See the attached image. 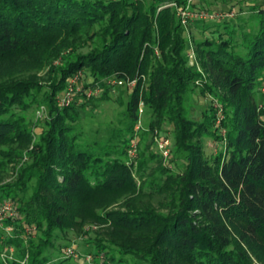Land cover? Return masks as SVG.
I'll return each mask as SVG.
<instances>
[{
  "label": "trees",
  "instance_id": "obj_1",
  "mask_svg": "<svg viewBox=\"0 0 264 264\" xmlns=\"http://www.w3.org/2000/svg\"><path fill=\"white\" fill-rule=\"evenodd\" d=\"M176 2L0 0V65L59 39L40 63L54 78L49 87L35 81L33 70L0 69V204L10 203L15 212L6 222L13 238L3 239L0 231V264H21L25 256L26 264H46L57 233L80 231L95 240L94 249L132 255L140 264H264V106L256 101L264 89V11L253 29L234 39L242 25L200 22L186 32L174 12L162 8ZM220 27L227 39L223 33L196 38ZM187 52L196 56V66L188 64ZM80 72L81 91L110 74L144 76L146 90L140 96L137 86L129 96L128 117L137 120L143 101L150 130L164 122L173 126L168 167L151 155L156 167L147 174L141 160L138 177L147 185L122 200L118 211L93 213L79 203L82 191L132 184L129 165L120 159L125 146L79 145L73 133L78 109L55 105ZM198 80L200 92L225 108L223 150L209 157L201 138L214 140L215 99L201 122L190 120L185 108ZM39 105L48 117L35 140L25 114ZM27 228L40 233L37 239L23 235ZM5 246L15 249L11 261L1 258Z\"/></svg>",
  "mask_w": 264,
  "mask_h": 264
},
{
  "label": "rangeland",
  "instance_id": "obj_2",
  "mask_svg": "<svg viewBox=\"0 0 264 264\" xmlns=\"http://www.w3.org/2000/svg\"><path fill=\"white\" fill-rule=\"evenodd\" d=\"M162 8H170L186 32L189 25H198L201 24L200 22L207 24V26L213 23L221 26L242 25L241 29L235 30L233 38L236 39L242 33L249 32V28H254L260 19L258 18V14L261 13H258L259 9L262 12L264 11V0H178L175 5L164 3ZM160 9L158 8V11ZM230 9H233L232 13H230ZM220 33H223L222 37L224 39H227L229 36L225 29L220 27L210 28V30L205 31L201 35L196 34V38L199 36L201 39H218ZM194 34L195 32H193ZM58 42L59 39L53 40L50 44L42 47L40 51L23 53L14 58L5 59L1 62L0 69L3 72H13L21 69L27 72L28 70H33L37 76L35 81H38L40 86L49 87L53 82L51 79L54 78H52V75H47L49 71H47V68L44 69V66L40 65V63H44L43 56L45 50L57 45ZM188 45L190 47V44ZM86 50L83 49V52H86ZM156 52L158 53V51ZM195 57L192 52H187L186 54L188 64L192 67L196 66ZM59 62V60L55 61L54 66H57ZM196 71L200 73L202 70L198 68ZM83 76L84 74L80 72L77 73L76 77L70 79V85L66 87V90L70 93L67 97L68 104L63 105L62 99L65 98V95H59L56 97L55 105L63 109L72 106L78 109L79 120L74 125L73 133L77 137L79 145L125 146V155L119 157L129 165L132 184L128 188L124 186L111 190L82 191L78 197L79 203L85 211H93V213L96 211L99 213L118 211L122 200H127L128 196H137L141 188L147 185V178L141 180L138 177L140 173L138 167L141 160L147 161L144 171L147 174L151 173V169H155L156 167L155 161L148 160V157L151 155H159L162 158V165L168 167L167 162L173 157L174 152L173 140L175 136L173 126L170 123L164 122L159 128L150 130L151 112L143 101H140L137 106V120L132 121L128 117L127 102L129 96L136 90L137 86H140L138 88L140 96L146 90L147 79L144 76L132 78L125 74H110L97 78L93 87L81 91V89L77 88L76 83ZM198 81L194 82L193 91L185 96L187 99L185 108L187 117L190 120L201 122L205 119L206 115L211 114V109H213L212 99L216 100V102L214 100V140H212L211 136H203L201 138L203 153L209 157L213 153L223 150V143L226 137V130L223 127L225 108L212 94L201 93V83ZM92 82L94 81L89 79L87 84H92ZM256 101L258 105L264 106V89L257 92ZM25 117L26 123H29L31 127V133L34 135L35 140H37L42 132L43 120L48 117L47 107L44 105L36 106L27 115L25 114ZM123 140L125 143H121ZM164 142L168 144L166 147L167 152L165 151L166 155L160 150V146ZM24 157L26 156L24 155ZM131 161L133 162L132 166L130 165ZM179 163L182 164L183 161L181 160ZM9 180L10 178L8 179L7 177L6 181ZM14 215L13 206L10 204V211L3 215L5 216V221L0 228L3 239L5 237L13 238L14 228L13 226L8 227L6 222L12 219ZM101 229L100 226H94V230ZM23 235L35 240L40 233L33 228H27ZM94 241L85 237L84 231H80L77 234L72 232L57 233L52 238V247L46 250L50 257L49 262L46 264H140L135 256L132 255L122 257L115 254V256H111V254H106L107 251L104 252L101 248L94 249V244H92ZM14 252L15 249L13 247L5 246L1 258L11 261L14 257ZM112 257L114 260L111 259ZM27 261V256L19 260L21 264H26Z\"/></svg>",
  "mask_w": 264,
  "mask_h": 264
},
{
  "label": "built area",
  "instance_id": "obj_3",
  "mask_svg": "<svg viewBox=\"0 0 264 264\" xmlns=\"http://www.w3.org/2000/svg\"><path fill=\"white\" fill-rule=\"evenodd\" d=\"M64 95H65V98L62 99V103H63V105H67L68 104L67 97L70 95L69 91L66 90ZM167 146H168L167 142L162 143L160 146V148H161L160 150L164 155H166V152H167L166 147ZM162 149H164V150H162ZM8 211H10V204L9 203L0 204V228L3 226V221L5 220V216H3V215H5Z\"/></svg>",
  "mask_w": 264,
  "mask_h": 264
}]
</instances>
